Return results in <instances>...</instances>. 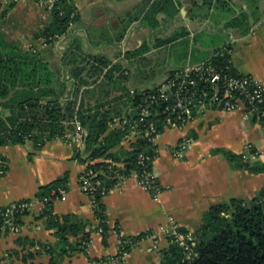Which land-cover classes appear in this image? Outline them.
Wrapping results in <instances>:
<instances>
[{"label": "crops", "instance_id": "0c3cea01", "mask_svg": "<svg viewBox=\"0 0 264 264\" xmlns=\"http://www.w3.org/2000/svg\"><path fill=\"white\" fill-rule=\"evenodd\" d=\"M70 1L76 5L79 19L60 38L61 44L58 41L42 46V40L35 39L34 34L49 22L50 12L41 0H0V32L22 50L40 49L59 79L67 82L66 94L73 78L63 65L72 52L84 59L83 63L87 60V66H100L106 60L104 71L113 70L110 83H121L110 98L162 84L171 72L200 64L226 46L231 47L236 72L250 74L264 86V0H229L227 6L216 0H176L180 2L179 14L173 19L160 16L161 42L135 46L129 38L133 39L131 31L140 19L134 17L139 5L147 0ZM207 3L209 9L199 11ZM215 9L222 13L217 19ZM186 14L189 18L184 17ZM241 14L247 18L245 33L227 25ZM183 17V26H163L165 19L177 23ZM218 28L223 29L218 41L197 39L203 33L213 36ZM120 34L123 37L119 41ZM133 137L129 136L114 151L128 148ZM155 145L157 155L152 170L163 187L160 198L155 200L143 190L135 175L121 179L102 200L107 225L103 232L99 231L100 220L90 197L80 187L87 167L83 149L61 138L40 145L28 140L0 147L7 163L6 173L0 176V206L22 199L32 205L31 212L18 219L17 233L7 229L0 232V264H87L91 259L115 255L122 239L140 234L144 235L133 239L127 258L114 264H162V252L169 245L163 227L170 217L194 234L213 205L231 198L250 200L264 189V172L239 167L238 159L230 161L226 156L230 153L242 158L244 152L254 150L257 158L249 161H264V121L254 119L242 106L233 111L217 107L197 111L183 126L165 127ZM65 175L66 198L53 201L52 212L86 223L90 241L85 251H63L43 216L40 187ZM76 240L70 236L71 242ZM29 252L34 257L24 262L23 256Z\"/></svg>", "mask_w": 264, "mask_h": 264}, {"label": "trees", "instance_id": "16d2710c", "mask_svg": "<svg viewBox=\"0 0 264 264\" xmlns=\"http://www.w3.org/2000/svg\"><path fill=\"white\" fill-rule=\"evenodd\" d=\"M216 1L227 6L229 0ZM179 4L176 0H147L139 5L134 20L140 19L145 27L156 28L160 25L161 14L171 19L179 14ZM49 12V22L34 34V38L51 45L68 33L79 15L76 13V5L70 0H56ZM246 22V16L241 14L231 19L227 25L245 33ZM122 37L123 34H120L118 40ZM160 42L161 40L158 43ZM230 48L226 46L223 54L218 53L221 50L218 49L212 58L213 62L219 67L228 64L227 52ZM83 62L84 59L80 60L77 53L68 54L63 68L68 70L73 81L66 94L67 82L59 79L57 70L40 52L32 48L22 50L19 44L8 42L0 32V147L23 144L28 140L38 145L62 137L66 129L63 125L66 111L76 112V102L72 99L77 98L79 105L76 115L88 132L84 147L86 158L83 159L87 162L85 172L88 169L96 171L97 175L92 181H100L99 188L106 187L110 190L121 179L152 170L157 147L147 137L137 136L128 148H121L116 152L114 149L133 130L144 132L152 121L160 120L158 131L161 133L168 117V114L162 113L166 103L160 101L153 104V113L142 117L140 110L160 85L133 92L128 90L118 97L110 98L112 91H119L121 83L116 80L110 83L113 70L104 71V67L108 65L106 60L101 61L100 66H87L89 62ZM67 101L66 108L64 103ZM175 115L171 114L172 117ZM253 118L257 119V116L253 115ZM116 119L127 121L123 126H113ZM140 154L149 158L140 162ZM226 156L230 161L238 159L239 167L254 173L264 172V161L251 162L243 160L241 155L238 158L230 153ZM67 183L66 175L54 180L40 187L38 197L42 199L52 190L57 193L66 190ZM106 195L102 196L98 190L93 202L95 216L105 230L106 209L102 200ZM43 216L47 218V227L53 229L58 236L63 251L86 250L90 241V232H85L86 223L70 215L60 217L53 214L52 203L46 205ZM199 232L204 238H196L197 255L183 264H264V189L250 200L231 198L213 205L205 213L202 225L194 233L195 237ZM143 235L133 239L137 240ZM70 236L77 237V240L71 242ZM33 257L34 254L29 252L24 254L23 261L27 262ZM183 257V248L169 240L168 247L162 252V264L180 263Z\"/></svg>", "mask_w": 264, "mask_h": 264}, {"label": "built area", "instance_id": "2783aa9c", "mask_svg": "<svg viewBox=\"0 0 264 264\" xmlns=\"http://www.w3.org/2000/svg\"><path fill=\"white\" fill-rule=\"evenodd\" d=\"M55 2L56 0H41V4L45 5L49 10L52 9ZM47 45L46 42L42 43V46ZM223 49L218 53L223 54ZM34 51L36 50L34 49ZM227 54L229 55V60L224 67H219L213 62V55L200 64L189 65L182 70L169 74L157 90L150 94L147 104L140 110V116H150L153 113L152 105L161 101L166 103L162 113L168 114L165 127L171 125L183 126L188 120L193 118L197 111H203L207 107L233 111L242 106L246 113L255 115L259 120L264 121V86L254 76L234 71L230 49ZM172 113L176 115L172 117ZM126 121L123 120L121 122L116 119L113 126H123ZM159 122L160 120L152 121L145 127L144 132L135 129L131 134L135 138L137 136L147 137L150 142L155 144V140L160 134L158 131ZM76 123L77 129L73 134L65 133L60 138L84 150L85 138L88 132L79 120ZM40 144L38 143V145ZM139 158L140 162H144V159L149 157L140 154ZM242 158L243 160H255L257 153L247 150L242 154ZM6 167V160L0 156V176L6 173ZM96 175V171L88 169L80 178V187L90 197L92 204L98 190H100L102 196L108 194L111 190L106 187L99 188L100 181H92V178ZM135 176L138 185L151 194L153 199L158 200L160 198L163 187L153 170L141 175L135 174ZM65 198L66 190H60L59 193L52 190L49 195L43 197L42 203L46 207L47 204L53 203L55 200H64ZM31 210V203L25 199L0 206V232L7 229L17 233L19 231L18 218L31 212ZM103 230V227L99 228L100 232H103ZM163 233L171 242L179 244L185 252V257H183L181 262L175 264H183L197 255L195 250L197 241L193 232L183 231L173 217L168 219V223L163 227ZM132 244V239L124 238L121 240L118 253L91 259L87 264L122 262L129 255Z\"/></svg>", "mask_w": 264, "mask_h": 264}, {"label": "rangeland", "instance_id": "374dc122", "mask_svg": "<svg viewBox=\"0 0 264 264\" xmlns=\"http://www.w3.org/2000/svg\"><path fill=\"white\" fill-rule=\"evenodd\" d=\"M220 5H222V4H220ZM208 6H209V4L207 3V5H205L203 8H201V10H199V9L198 10L203 12V13H205L209 9ZM135 11H136V8H135ZM218 11H219L218 9H215V11H214V12H216L215 16H214L215 19H217V17L222 14V13H220ZM184 17L185 18H189V15L186 14ZM184 17H183L181 22H177V23H174V22H171V21L169 22V20L165 19L166 23H164L163 26H165L167 28H174V27L177 28V27H180L181 25L183 26L184 24H186ZM160 21H161V17H160ZM161 24L162 23L160 22V25L157 26L156 28H153V29H151V28L144 29L142 27L143 24L141 22L135 23L133 31H131V38H133V39L129 38V42H133L134 46L137 45L138 43L140 44L142 42H144L146 45H148V44L154 45L155 42H159V40L161 39ZM119 32H121V30H119ZM222 33H223V29L222 28H218V30L216 29V31H214V35L213 36H209V35H206V33H203V34H199L197 39L198 40H202V41H207V38H208V40H213L214 42H216V41H218L220 39V36H221L220 34H222ZM60 38H58L54 43H57L60 40ZM53 44H51V45H53ZM59 44H61V42ZM37 51L40 52L41 50L37 49ZM120 53L121 52L119 51V54ZM160 84H157V85H160ZM65 96H67V95H65ZM72 100L74 102H76L75 106H74V109L77 112L78 105H79V99L74 98ZM64 105L67 108L68 101L65 102ZM71 108H73V107H71ZM76 112L72 113L71 111H66V116H65V118L63 120V125L66 128L65 129V133L73 134L76 131V129H77V123L76 122L78 121ZM131 135L132 134H130L129 136H131ZM133 138L135 139V136ZM197 237L199 239L204 238V236L202 235L201 232L196 233V238Z\"/></svg>", "mask_w": 264, "mask_h": 264}]
</instances>
